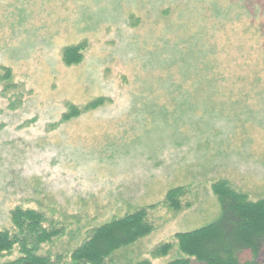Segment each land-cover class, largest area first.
<instances>
[{
  "label": "rangeland",
  "instance_id": "374dc122",
  "mask_svg": "<svg viewBox=\"0 0 264 264\" xmlns=\"http://www.w3.org/2000/svg\"><path fill=\"white\" fill-rule=\"evenodd\" d=\"M220 180L264 199V0H0V231L41 212L63 234L39 255L72 264L91 230L155 206L152 233L106 264H169L178 233L219 216Z\"/></svg>",
  "mask_w": 264,
  "mask_h": 264
},
{
  "label": "trees",
  "instance_id": "16d2710c",
  "mask_svg": "<svg viewBox=\"0 0 264 264\" xmlns=\"http://www.w3.org/2000/svg\"><path fill=\"white\" fill-rule=\"evenodd\" d=\"M83 50V44L66 48L65 64L79 65L83 59ZM3 79L7 83L4 93H8L12 87L9 69ZM107 102V98H99L82 109L72 105L62 121L68 122ZM212 189L220 205L219 216L200 229L178 233L175 238L179 251L185 257L169 264H191L192 259L202 264H263L264 199L252 201L246 193L237 191L227 180L216 182ZM185 194L183 187L172 189L165 203L179 211L182 208L180 200ZM148 209L91 230L88 239L72 253V264H106L118 250L150 235L153 227L147 222ZM11 220L15 234L8 230L0 231V257L10 255L16 247L20 248L21 257L4 264H54L50 257L41 256L39 252L43 245L59 238L63 230L45 228V215L35 210L17 208ZM172 248L171 244H166L157 254L166 256ZM245 255L250 256L248 260L244 259ZM141 264L151 263L147 261Z\"/></svg>",
  "mask_w": 264,
  "mask_h": 264
}]
</instances>
